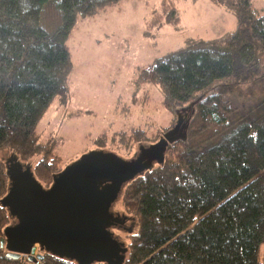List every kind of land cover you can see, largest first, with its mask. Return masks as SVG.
<instances>
[{
    "label": "trees",
    "instance_id": "trees-1",
    "mask_svg": "<svg viewBox=\"0 0 264 264\" xmlns=\"http://www.w3.org/2000/svg\"><path fill=\"white\" fill-rule=\"evenodd\" d=\"M120 1L0 0V151L19 161L38 155L32 171L45 187L64 162L50 140H40L37 126L54 99L69 96L67 40L78 18ZM176 1L160 0L149 26L178 27ZM210 1L235 16L234 28L187 38L137 70L133 85L154 86L168 111L196 99L184 136L170 137L162 161L123 187L122 206L136 229L127 234L121 264H264V94L243 110L224 91H212L219 79L240 84L264 76V10L252 0ZM160 137L136 126L103 134L97 143L128 151ZM8 178L0 156V238L9 219L1 203ZM6 251L0 246V264H78L45 250L37 261Z\"/></svg>",
    "mask_w": 264,
    "mask_h": 264
},
{
    "label": "rangeland",
    "instance_id": "rangeland-1",
    "mask_svg": "<svg viewBox=\"0 0 264 264\" xmlns=\"http://www.w3.org/2000/svg\"><path fill=\"white\" fill-rule=\"evenodd\" d=\"M252 3L264 10V0H252ZM176 4L181 19L178 27L165 22L149 26L160 0H121L92 16L78 18L67 40L73 63L67 78L69 96L62 103L54 99L37 126L40 140L53 143L64 165L94 150H110L124 158L137 157L154 142H135L128 151L116 148L115 144L97 143L103 134L110 136L131 127H145L150 134L159 132V140L184 136L196 97L168 111L154 86L133 85L137 70L155 56L184 46L187 38L208 39L231 30L235 16L210 0H177ZM215 90L224 91L244 110L264 94V76L240 84L219 79L212 87ZM141 95L146 96L145 101L136 100ZM202 95L203 92L198 93L197 97ZM0 156L7 164L16 159L8 150H1ZM37 159L38 155H34L18 161L22 168L25 165L32 168ZM158 163L153 160L152 166ZM124 185L110 207L119 222L109 225L108 229L125 247V257L127 234L136 229V220L122 206ZM8 218L7 225L18 221L9 209Z\"/></svg>",
    "mask_w": 264,
    "mask_h": 264
},
{
    "label": "water",
    "instance_id": "water-1",
    "mask_svg": "<svg viewBox=\"0 0 264 264\" xmlns=\"http://www.w3.org/2000/svg\"><path fill=\"white\" fill-rule=\"evenodd\" d=\"M168 140L150 144L135 158L110 150L86 151L64 165L47 187L31 167L22 168L18 160H11L7 164L10 182L1 203L18 221L6 225L5 237L0 238L5 254L37 261L45 250L78 264H121L125 247L108 229L119 222L110 211L111 204L124 183L151 167L153 160L162 161Z\"/></svg>",
    "mask_w": 264,
    "mask_h": 264
}]
</instances>
